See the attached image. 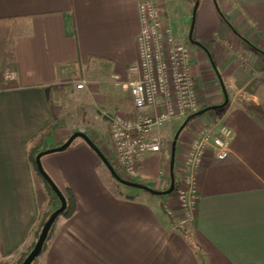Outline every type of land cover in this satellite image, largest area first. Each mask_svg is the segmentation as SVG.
Here are the masks:
<instances>
[{"label": "crops", "instance_id": "1", "mask_svg": "<svg viewBox=\"0 0 264 264\" xmlns=\"http://www.w3.org/2000/svg\"><path fill=\"white\" fill-rule=\"evenodd\" d=\"M215 1L237 32L264 51V0ZM139 2L0 0V261L18 262L49 211L31 149L60 145L82 131L109 158L104 113L133 107L127 71L138 55ZM155 2L173 38L187 44L197 110L224 101L221 82L227 102L179 133L168 194L120 190L79 137L43 155V169L58 188L71 190L75 209L56 218L33 264H264V56L221 19L213 0H198L195 11L192 38L202 46L187 41L191 0ZM171 9L179 11V25ZM209 65L217 90L200 74ZM78 75L83 89L73 87ZM182 122L158 129L161 150L139 159L136 181L169 187L171 143ZM214 123L232 130L229 153L205 152L187 216L177 194L183 159L196 131Z\"/></svg>", "mask_w": 264, "mask_h": 264}, {"label": "built area", "instance_id": "2", "mask_svg": "<svg viewBox=\"0 0 264 264\" xmlns=\"http://www.w3.org/2000/svg\"><path fill=\"white\" fill-rule=\"evenodd\" d=\"M138 10V55L127 71L133 107L127 113H104L109 127L106 151L110 162L121 177L131 181H136L139 159L161 150L158 129L169 120L183 119L197 110L187 44L173 38L155 0H140ZM75 88L83 89L84 81L77 82ZM232 139V130L223 123L202 126L190 139L177 188L185 215L192 216L195 209V173L205 152L211 150L225 157Z\"/></svg>", "mask_w": 264, "mask_h": 264}, {"label": "water", "instance_id": "3", "mask_svg": "<svg viewBox=\"0 0 264 264\" xmlns=\"http://www.w3.org/2000/svg\"><path fill=\"white\" fill-rule=\"evenodd\" d=\"M197 5H198V0H196V3L194 5V7H193L192 19H191V24H190V28H189L187 41L190 44H195V45L202 46L198 41H195L192 38L195 11H196ZM208 56H209V59H210L212 65H214L213 61H212V58H211L209 53H208ZM217 76H218V79L220 80V76L219 75H217ZM220 82H221V80H220ZM221 89H222V91L224 93V101L221 104H213V105L205 106L203 108H200V109L196 110L195 112L191 113L190 115L186 116V118L183 120V122L178 127L177 131L175 132L173 141L171 143V158H170V165H169V169H170V184H169V187L166 190H155L152 187H150V186H148L146 184H143L141 182L131 181V180H127V179L121 177L116 172V170L112 166L111 162L109 161L107 156L103 153V151L99 148V146L86 133H84L82 131H74V132H72L67 137V139L63 143H61L60 145L40 150L35 155V158H34V161H35V164H36V169H37L38 173L41 175V177L43 178V180H45L49 184L51 189L57 195V197H58V199L60 201V205H59V207L54 209L48 215V217L45 219V221L43 222V224H42V226L40 228L39 234L36 237V240H35L34 244L32 245L31 249L28 251V253L23 258V260L21 261L20 264H31L35 260V258L39 255V253L42 250L43 244H44V242L46 240V237L48 235V232H49L52 224L54 223L56 218L62 213V211L65 209V199L63 197V194L61 193V191L58 188V186L50 178V176L45 172V170L43 169V167L41 165V157L43 155L48 154V153H52V152H56V151H61V150L65 149L66 147H68L69 144L75 138L79 137V138L83 139L88 144V146L97 154V156L100 158L102 163L106 166V168L108 169V171L110 172L112 177L117 182H119L121 184H124V185H127V186H130V187H135V188H138V189H141V190H145V191H147L149 193L156 194V195L168 194L174 189V175H173L174 154H175L176 139H177L179 133L181 132V130L184 128V126L187 124V122L191 118L196 117V116L200 115L201 113L206 112L208 110L220 108L221 106L226 104V102H227V94L225 92V88H224L222 82H221Z\"/></svg>", "mask_w": 264, "mask_h": 264}, {"label": "trees", "instance_id": "4", "mask_svg": "<svg viewBox=\"0 0 264 264\" xmlns=\"http://www.w3.org/2000/svg\"><path fill=\"white\" fill-rule=\"evenodd\" d=\"M215 2V6L217 9V12L219 14V16L221 17V19H223V21H225L227 23V25L238 35V37L244 41L247 45H249L252 49L256 50L258 53L262 54L264 56V51L260 48H258L253 42H251L249 39H247L246 37L242 36L239 32H237V30L234 28V26L232 25V23L223 15V13L220 11L218 5L216 4V1L213 0ZM193 113V112H192ZM191 113H189L188 115H190ZM187 115V116H188ZM194 118V117H193ZM191 118V119H193ZM190 119V120H191ZM189 120V121H190ZM43 148L41 147H36L34 149H31L30 153H29V160H31L33 162V164L36 167L34 158L35 155L42 150ZM109 159V158H108ZM110 161V159H109ZM37 170V169H36ZM38 172V171H37ZM45 183V187L48 191V195H49V211L48 213L44 216V218H42L38 224L37 230H36V237L39 234L40 228L43 224V222L45 221V219L48 217V215L57 207H59L60 205V201L57 197V195L54 193V191L51 189V187L49 186V184L44 180ZM61 193L63 194V197L65 199V209L62 211V213L60 214L63 217H69L71 216V214L74 212L75 209V199L74 196L71 192V190L68 187H63V188H59ZM162 207L164 208V210L166 211V207L164 206V204L162 205ZM49 233V232H48ZM48 236V235H47ZM47 238V237H46ZM33 245V244H32ZM32 245L28 248L27 252L23 253L20 257V259L18 260L17 263L15 264H20L21 261L23 260V258L26 256V254L28 253V251L31 249ZM44 245V244H43ZM43 248V247H42ZM0 264H10L7 263L5 261H0ZM33 264V262L31 263Z\"/></svg>", "mask_w": 264, "mask_h": 264}, {"label": "rangeland", "instance_id": "5", "mask_svg": "<svg viewBox=\"0 0 264 264\" xmlns=\"http://www.w3.org/2000/svg\"><path fill=\"white\" fill-rule=\"evenodd\" d=\"M170 3L172 2V0H168ZM173 2H174V5H178L179 3H181V0H173ZM158 3V2H157ZM195 3H196V0H191V12H192V9H193V7H194V5H195ZM157 7H158V10H159V15H161V19L165 22V24H166V16H165V11H164V7L163 6H161V4L160 3H158V5H157ZM169 15H170V19L173 21V26H176V25H179L180 24V21H179V16H180V14H179V11L178 10H172L171 9V11H170V13H169ZM192 15V14H191ZM190 18H191V16H190ZM171 26V25H170ZM209 62L211 63V61L209 60ZM204 67V66H203ZM211 66L209 65V66H207V70H203V69H201V77H202V79L204 80V81H206V85H212L211 86V89H216L217 90V86H213V84H216L217 83V81H216V79H215V76L212 74L213 73V69H212V67L210 68ZM211 75V76H210ZM79 77H76V78H74L73 79V87L75 86V84L77 83V82H79V81H81V80H83V75H78ZM212 80V81H209V80ZM127 88V87H126ZM207 89V88H206ZM69 105H71V102L69 103ZM132 109L131 108H127L126 110L125 109H123V110H120V111H122V112H124V113H127V112H130ZM186 118V117H185ZM185 118H183V120L185 119ZM178 119H182V118H178ZM163 143V142H162ZM109 157V156H108ZM37 176L38 177H41V175L37 172ZM42 178V177H41ZM115 182V184L117 185V187L120 189V190H126V191H133V192H135V191H139L140 189H138V188H135V187H130V186H127V185H124V184H121V183H119V182H117L116 180L114 181Z\"/></svg>", "mask_w": 264, "mask_h": 264}]
</instances>
